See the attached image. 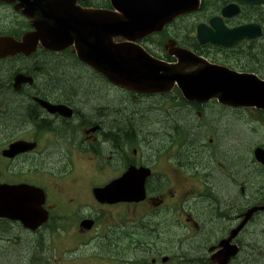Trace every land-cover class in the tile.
<instances>
[{
	"label": "flooded vegetation",
	"instance_id": "af4514ba",
	"mask_svg": "<svg viewBox=\"0 0 264 264\" xmlns=\"http://www.w3.org/2000/svg\"><path fill=\"white\" fill-rule=\"evenodd\" d=\"M30 1L0 0V189H39L17 199L42 203L47 220L31 230L0 218V255L37 242L46 264L49 253L64 264H264L243 240L264 234V112L186 102L176 87L153 95L119 88L73 46L15 52L2 40L21 42L33 31L23 13ZM74 1L73 9L112 10L110 0ZM201 1L197 14L156 20L152 34L113 41L168 64L176 60L165 48L175 43L210 64L264 73L257 63L264 39L231 48L196 41L198 26L228 4L240 8L223 19L228 29L257 23V10ZM123 177L125 200H111L110 189L99 194Z\"/></svg>",
	"mask_w": 264,
	"mask_h": 264
},
{
	"label": "water",
	"instance_id": "95a60500",
	"mask_svg": "<svg viewBox=\"0 0 264 264\" xmlns=\"http://www.w3.org/2000/svg\"><path fill=\"white\" fill-rule=\"evenodd\" d=\"M177 1L178 5L182 6L192 0ZM243 1L249 4H264V0ZM74 2V0H32L26 6V13L35 20L37 29L45 31L47 27L56 26L55 29L59 30V41H67L71 37L79 58L91 64L114 84L141 93H162L177 85L187 101L204 102L216 98L232 107L264 109V82L251 76L231 72L224 75L221 69L208 66L181 51L173 52L179 60L176 66L155 62L144 52L113 43L111 36L125 35L123 33L117 35L115 33L117 28L115 30L111 28L110 21L113 18L109 17L107 21L110 29L97 28V23L89 15L84 16L83 11L73 9ZM118 9L128 10L121 6H118ZM227 11L225 9L223 15L228 16ZM87 20L89 23L86 22ZM115 26L120 27L121 24L116 23ZM107 31L110 32V36ZM259 36H261L260 27L253 25L226 33L221 32L218 39L199 38V41L229 46L234 41ZM25 41L15 46L10 44L8 47L20 52L28 48V44H24ZM189 66H196L198 69L194 72H186L185 69ZM17 211L18 209L13 205L1 204L0 198V217L17 218L22 221L27 218L26 214L15 215ZM33 211L36 210L31 209V212Z\"/></svg>",
	"mask_w": 264,
	"mask_h": 264
},
{
	"label": "rangeland",
	"instance_id": "374dc122",
	"mask_svg": "<svg viewBox=\"0 0 264 264\" xmlns=\"http://www.w3.org/2000/svg\"><path fill=\"white\" fill-rule=\"evenodd\" d=\"M259 55H262L261 52L258 53V56ZM257 61H258V59H257ZM229 135H230V132L228 131L227 136H229ZM253 136H255V135H253ZM261 136L262 135H260V132L258 131V138H261ZM261 229L264 230V226H262ZM243 240L249 246V247H246V249H252L257 257L258 256L259 257L264 256V234H258L255 237H251V235L248 234L247 236L246 235L243 236ZM36 243L35 242L30 243L32 248L35 250H37V244ZM50 246H51V248H54L53 243H51ZM250 246H252V248ZM20 248H22V245L18 249H20ZM16 250L9 249L8 251H5L4 254H7V256L1 257L4 254H2L0 256V264H15V263L16 264H24V262H22L20 260H22V257L25 256L26 253H21L19 250H17V251ZM55 251H58V250L55 249ZM0 252L3 253L2 251H0ZM30 255H32V254H30ZM251 255H253V253ZM48 256H49V260H50L49 264H64V262L62 260H60V258H59V253H49ZM31 258H32V256H31ZM252 259L253 258H251L250 264H254ZM257 261L259 263H263L264 259H257ZM25 264H29L28 261H26Z\"/></svg>",
	"mask_w": 264,
	"mask_h": 264
},
{
	"label": "trees",
	"instance_id": "16d2710c",
	"mask_svg": "<svg viewBox=\"0 0 264 264\" xmlns=\"http://www.w3.org/2000/svg\"><path fill=\"white\" fill-rule=\"evenodd\" d=\"M259 18H260L262 25L264 26V14L260 13ZM261 54L262 55L258 56L257 63L263 65L262 67L264 68V59H263L264 58V49L262 50ZM94 99H95V97L93 96V100ZM113 118L117 119V120H119V119L121 120V117H119V115H116V116L114 115ZM121 121H123V120H121ZM229 136H231V135H229ZM39 249H40L39 247L37 248V250L33 249L30 242H26V243L22 244V248L17 249V250H19L21 253H26V255L23 256L22 260H20V261L24 262V264L26 263V261H28L29 264H46L44 259L42 258V254L39 253ZM30 254H32V255H30ZM3 256H7V254L2 255L1 257H3ZM31 256H32V258H31Z\"/></svg>",
	"mask_w": 264,
	"mask_h": 264
},
{
	"label": "bare ground",
	"instance_id": "6f19581e",
	"mask_svg": "<svg viewBox=\"0 0 264 264\" xmlns=\"http://www.w3.org/2000/svg\"><path fill=\"white\" fill-rule=\"evenodd\" d=\"M247 252V251H246Z\"/></svg>",
	"mask_w": 264,
	"mask_h": 264
}]
</instances>
